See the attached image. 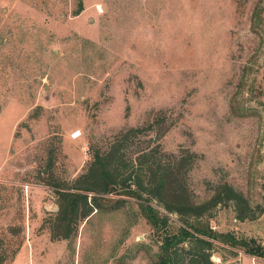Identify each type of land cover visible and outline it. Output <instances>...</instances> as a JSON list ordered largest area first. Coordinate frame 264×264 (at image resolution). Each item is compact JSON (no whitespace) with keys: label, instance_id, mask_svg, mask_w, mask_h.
Segmentation results:
<instances>
[{"label":"rangeland","instance_id":"obj_1","mask_svg":"<svg viewBox=\"0 0 264 264\" xmlns=\"http://www.w3.org/2000/svg\"><path fill=\"white\" fill-rule=\"evenodd\" d=\"M79 1L0 0L2 264H160L162 230L126 194L52 239L57 196L44 181L78 177L93 147L155 120L129 153H196L197 203L228 183L250 206L245 219L232 201L184 219L151 202L167 229L201 222L264 245V0H83L77 13ZM219 259L264 264L216 241Z\"/></svg>","mask_w":264,"mask_h":264},{"label":"trees","instance_id":"obj_2","mask_svg":"<svg viewBox=\"0 0 264 264\" xmlns=\"http://www.w3.org/2000/svg\"><path fill=\"white\" fill-rule=\"evenodd\" d=\"M83 0L79 1V13ZM158 120L146 127H132L116 134L105 148L93 147L92 159L85 172L67 180L49 174L44 179L57 196L58 210L51 219V237L54 240L72 239L78 235L82 221L93 212L104 208L105 196L126 194L140 199L149 222L160 234V264H214L211 260L216 241L232 247H242L245 253L264 257V245L255 240L240 239L232 233H220L209 224L191 223L177 230L167 229L169 214L199 218L220 203L234 202L240 219L248 217L250 206L244 195L228 183L217 187L214 196L197 203L189 185V172L197 154L167 153L161 145L136 147L128 151L145 129H152ZM166 212L162 214L151 202ZM5 259H0V264Z\"/></svg>","mask_w":264,"mask_h":264},{"label":"built area","instance_id":"obj_3","mask_svg":"<svg viewBox=\"0 0 264 264\" xmlns=\"http://www.w3.org/2000/svg\"><path fill=\"white\" fill-rule=\"evenodd\" d=\"M82 136V130L78 129V130H75L71 133V137L73 139H78ZM257 257V256H255ZM213 258L215 259V256H213ZM216 264H221V259H219L218 261H216Z\"/></svg>","mask_w":264,"mask_h":264}]
</instances>
